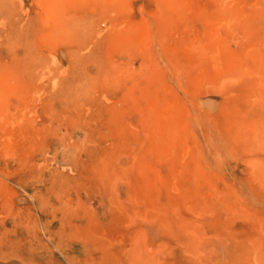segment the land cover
<instances>
[{
    "label": "rangeland",
    "instance_id": "obj_1",
    "mask_svg": "<svg viewBox=\"0 0 264 264\" xmlns=\"http://www.w3.org/2000/svg\"><path fill=\"white\" fill-rule=\"evenodd\" d=\"M0 264H264V0H0Z\"/></svg>",
    "mask_w": 264,
    "mask_h": 264
}]
</instances>
